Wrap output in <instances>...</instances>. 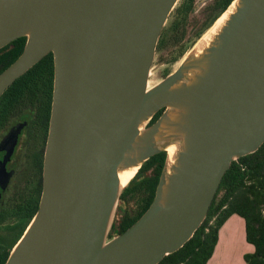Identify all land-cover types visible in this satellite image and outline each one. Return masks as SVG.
<instances>
[{
  "label": "water",
  "instance_id": "1",
  "mask_svg": "<svg viewBox=\"0 0 264 264\" xmlns=\"http://www.w3.org/2000/svg\"><path fill=\"white\" fill-rule=\"evenodd\" d=\"M179 2L0 0V50L26 38L0 98L47 55L55 65L40 206L6 264H160L201 227L232 163L263 146L264 0H234L150 86ZM160 153L153 203L110 238L120 172Z\"/></svg>",
  "mask_w": 264,
  "mask_h": 264
},
{
  "label": "trees",
  "instance_id": "2",
  "mask_svg": "<svg viewBox=\"0 0 264 264\" xmlns=\"http://www.w3.org/2000/svg\"><path fill=\"white\" fill-rule=\"evenodd\" d=\"M233 1L228 0L221 13ZM25 44L26 38H20L0 50V74L20 57ZM54 67L51 53L5 92L0 98V106L15 105L18 108L26 105L36 108L39 114L45 115L48 127L53 101ZM163 111L154 117L152 124ZM166 157V153H160L150 158L124 189L110 238L126 232L149 209ZM233 215L245 220L247 241L255 247L253 253L244 256L246 264H264V144L254 154L232 163L201 227L184 247L165 257L161 264H207L218 244L221 228ZM22 236L20 233L18 241Z\"/></svg>",
  "mask_w": 264,
  "mask_h": 264
},
{
  "label": "flooded vegetation",
  "instance_id": "3",
  "mask_svg": "<svg viewBox=\"0 0 264 264\" xmlns=\"http://www.w3.org/2000/svg\"><path fill=\"white\" fill-rule=\"evenodd\" d=\"M202 1L180 0L161 34L154 64L178 63L220 18L228 0ZM37 111L0 106V264L7 263L40 206L50 123L47 127Z\"/></svg>",
  "mask_w": 264,
  "mask_h": 264
},
{
  "label": "crops",
  "instance_id": "4",
  "mask_svg": "<svg viewBox=\"0 0 264 264\" xmlns=\"http://www.w3.org/2000/svg\"><path fill=\"white\" fill-rule=\"evenodd\" d=\"M255 247L248 243L246 222L238 215L231 216L219 232V241L207 264H246L244 256Z\"/></svg>",
  "mask_w": 264,
  "mask_h": 264
},
{
  "label": "rangeland",
  "instance_id": "5",
  "mask_svg": "<svg viewBox=\"0 0 264 264\" xmlns=\"http://www.w3.org/2000/svg\"><path fill=\"white\" fill-rule=\"evenodd\" d=\"M192 48H187L184 52V56H182V58L180 59V61L178 63H171L172 65L171 66H168V67H159L158 64H154L153 63V70H152V74L150 76V86L158 83L159 81H161L162 79L165 78V76H162L163 75V71L166 73L167 70L168 72H171L174 71L178 65L180 64V62L182 61L183 58H185V56L191 51ZM117 212H118V209H117ZM116 217H117V214H116ZM116 217H115V220H116Z\"/></svg>",
  "mask_w": 264,
  "mask_h": 264
},
{
  "label": "bare ground",
  "instance_id": "6",
  "mask_svg": "<svg viewBox=\"0 0 264 264\" xmlns=\"http://www.w3.org/2000/svg\"><path fill=\"white\" fill-rule=\"evenodd\" d=\"M167 151L169 153L170 159L173 160L174 155L176 153V147L172 146L168 148ZM136 171H137V168H133V169H128V170L120 172L119 178H120L121 185L122 186L128 185L129 182L134 178Z\"/></svg>",
  "mask_w": 264,
  "mask_h": 264
},
{
  "label": "built area",
  "instance_id": "7",
  "mask_svg": "<svg viewBox=\"0 0 264 264\" xmlns=\"http://www.w3.org/2000/svg\"><path fill=\"white\" fill-rule=\"evenodd\" d=\"M161 264V263H160Z\"/></svg>",
  "mask_w": 264,
  "mask_h": 264
}]
</instances>
